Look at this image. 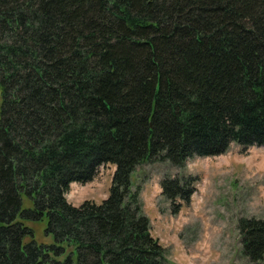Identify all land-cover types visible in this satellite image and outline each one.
<instances>
[{
    "label": "trees",
    "instance_id": "obj_1",
    "mask_svg": "<svg viewBox=\"0 0 264 264\" xmlns=\"http://www.w3.org/2000/svg\"><path fill=\"white\" fill-rule=\"evenodd\" d=\"M232 144L264 146V0H0V264H167L132 173ZM104 165L107 197L68 203ZM196 181L163 177L173 214ZM237 221L264 264V219Z\"/></svg>",
    "mask_w": 264,
    "mask_h": 264
},
{
    "label": "rangeland",
    "instance_id": "obj_2",
    "mask_svg": "<svg viewBox=\"0 0 264 264\" xmlns=\"http://www.w3.org/2000/svg\"><path fill=\"white\" fill-rule=\"evenodd\" d=\"M113 172L112 165H104L92 182L71 184L68 203L99 204L108 195ZM181 175L196 177L195 192L173 214L161 195L160 182L165 176ZM131 183L150 221L152 236L165 248L167 264H249L241 254L237 220L264 219V146L243 150L232 144L220 156L195 157L181 168L167 162L143 163L135 168ZM29 206V202L24 204V208ZM24 223L33 230L38 245L53 244L52 236L44 232L46 219Z\"/></svg>",
    "mask_w": 264,
    "mask_h": 264
}]
</instances>
